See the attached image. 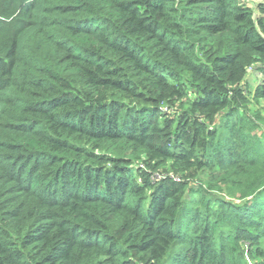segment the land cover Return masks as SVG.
I'll return each mask as SVG.
<instances>
[{
  "label": "trees",
  "instance_id": "trees-1",
  "mask_svg": "<svg viewBox=\"0 0 264 264\" xmlns=\"http://www.w3.org/2000/svg\"><path fill=\"white\" fill-rule=\"evenodd\" d=\"M257 12L0 0V264H264Z\"/></svg>",
  "mask_w": 264,
  "mask_h": 264
},
{
  "label": "rangeland",
  "instance_id": "rangeland-1",
  "mask_svg": "<svg viewBox=\"0 0 264 264\" xmlns=\"http://www.w3.org/2000/svg\"><path fill=\"white\" fill-rule=\"evenodd\" d=\"M242 4L245 6L252 8L255 11V17L259 16V13L257 12V6L259 4H264V0H239ZM261 77L258 72L254 70V68L248 70V75L246 78V83L248 85V91L252 92L254 88L260 83ZM249 109L251 111V114H259L260 121L259 123V129L258 133L264 136V101L260 100L259 102L255 101L251 97H249Z\"/></svg>",
  "mask_w": 264,
  "mask_h": 264
},
{
  "label": "built area",
  "instance_id": "built-area-1",
  "mask_svg": "<svg viewBox=\"0 0 264 264\" xmlns=\"http://www.w3.org/2000/svg\"><path fill=\"white\" fill-rule=\"evenodd\" d=\"M250 69H251V68H250ZM250 69H249V70H250ZM173 179H174L176 182L178 181V179H177V178H173Z\"/></svg>",
  "mask_w": 264,
  "mask_h": 264
}]
</instances>
